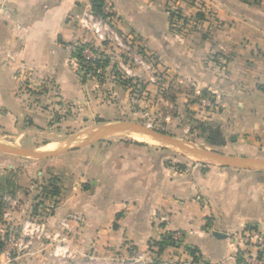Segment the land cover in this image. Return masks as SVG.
<instances>
[{"label": "crops", "instance_id": "crops-1", "mask_svg": "<svg viewBox=\"0 0 264 264\" xmlns=\"http://www.w3.org/2000/svg\"><path fill=\"white\" fill-rule=\"evenodd\" d=\"M103 10L110 30L131 34L175 82L211 94L219 149L264 160V0H104ZM86 15L97 19L91 0H0V144L65 149L43 167L0 151V231L31 235L12 262L0 242V264H239L237 237L264 234V170L179 168L135 143L65 147L53 111L82 98L72 48L93 38ZM24 83L48 94L34 99ZM47 172L59 193L37 203ZM47 200L49 214L26 225ZM176 231L180 242L160 250Z\"/></svg>", "mask_w": 264, "mask_h": 264}, {"label": "rangeland", "instance_id": "rangeland-1", "mask_svg": "<svg viewBox=\"0 0 264 264\" xmlns=\"http://www.w3.org/2000/svg\"><path fill=\"white\" fill-rule=\"evenodd\" d=\"M109 20L107 17L103 22L110 26ZM182 24L179 27H182ZM85 44V50L93 51L95 54V59L92 61L100 59L102 64L105 63V66L102 67V64L96 66L92 63L84 64V68H81L75 60L77 64L75 71L79 81L84 85L81 92L82 98L79 101L58 104L57 110L53 111L54 122H59L68 129V137L71 140L65 146L66 148H77V145L90 140L95 130L100 126L127 122L165 133L181 143L183 147L214 149L225 155L233 154L208 143L207 139L215 135L214 131L219 130L221 133L216 118H214V114L217 115L220 112V105L215 103L211 94L203 89L197 90L189 84L175 82L165 73L159 64L160 61L145 51L131 34H115L109 28L104 42L92 38ZM23 86L24 91L29 90L26 94L31 95L34 99L38 97V94H42L41 96L48 94L45 87L39 88L40 86L29 83H24ZM30 92L32 93L30 94ZM56 95L57 90L53 88L50 95L53 101L57 97ZM205 99L209 101L203 102L202 100ZM47 102L43 100L39 103L47 104ZM99 141H103L102 143L106 145L120 142L148 145L151 149L162 153L165 161L171 165L179 166V168L193 165L206 170L210 167L208 163L195 160L181 147L155 141L141 133L129 130L120 131L115 135L82 145L77 149H86L89 145H96ZM25 159L38 161L42 167L46 161H49L33 157ZM44 169L48 170L49 168ZM52 177L57 178V175L47 172L42 176L37 187L39 197L37 203H44L43 201L49 198L46 196L49 191L47 180ZM58 181L59 179L56 185L59 184ZM50 199L52 198L50 197ZM46 203L48 205H45L42 211H32L36 213V217L31 218L26 215L25 224L32 227L33 223L41 222L42 218L50 212L47 209L50 210L53 206L51 200H47ZM19 227L17 228L15 225L12 229L5 228L4 230L7 232H2L3 235H6L5 239L9 238L13 243L17 239H31V235L21 236ZM43 237H39L37 240L43 242L45 241ZM37 247H39L38 253L40 254L48 252L43 249V243L38 244ZM26 248L21 243L20 249L13 245L8 249L18 253Z\"/></svg>", "mask_w": 264, "mask_h": 264}, {"label": "water", "instance_id": "water-1", "mask_svg": "<svg viewBox=\"0 0 264 264\" xmlns=\"http://www.w3.org/2000/svg\"><path fill=\"white\" fill-rule=\"evenodd\" d=\"M129 130L141 133L155 141H159L162 143L174 144L178 147L183 148L187 153L194 157L195 160H199L201 163H208L212 166L219 167H232L236 169H247V170H264V160L258 159H250L243 157H236L232 155H225L223 153L218 152L217 150L211 149H198L194 147H183L181 143L172 139L171 136L158 132L156 130L149 129L148 127H144L141 125L127 123V122H117L114 124H108L98 127L92 138L87 140L77 147H81L82 145L89 144L94 141H98L108 136H112L117 134L120 131ZM65 149H60L56 151H33L26 150L22 148L9 147L0 144V151L25 156V157H33L39 159H47L52 157L53 155L59 154L63 152Z\"/></svg>", "mask_w": 264, "mask_h": 264}, {"label": "built area", "instance_id": "built-area-1", "mask_svg": "<svg viewBox=\"0 0 264 264\" xmlns=\"http://www.w3.org/2000/svg\"><path fill=\"white\" fill-rule=\"evenodd\" d=\"M174 16L175 22H183V20L180 19L181 16L179 15V13H175ZM103 21L104 19H94L91 15H86V18L83 21V25L92 33L93 39L100 42H104L106 40V34L109 29V27L106 25V23H103ZM83 57L84 64H89L93 59H95V54L93 53V51L90 52L89 50L84 49ZM206 100L208 99L202 101L205 102ZM2 232H4V230L0 231V242L2 243V248L7 247V258L10 262H12L17 252L13 251L12 249L9 250L8 248L13 245L14 247L20 249L21 243L19 239H17L14 243L10 242L9 238L8 240H6V235H3ZM170 238L171 241L177 244L181 240V233L179 231L173 232ZM237 238L238 243L242 245V248L244 250L239 264H264V234L259 235L255 232L245 231Z\"/></svg>", "mask_w": 264, "mask_h": 264}, {"label": "trees", "instance_id": "trees-1", "mask_svg": "<svg viewBox=\"0 0 264 264\" xmlns=\"http://www.w3.org/2000/svg\"><path fill=\"white\" fill-rule=\"evenodd\" d=\"M103 4H104V0H91V12L96 17L106 19L108 17V14L104 13ZM85 46H86V44L82 43L81 45L80 44L74 45L72 48V55L75 58V60H77L78 65L81 68H84L83 51L85 49ZM92 63L96 64V66H100V64H102V60H100V59L94 60V61L90 62L89 64H92ZM101 66L104 67L105 63L103 62V64ZM88 69H89V67H88ZM214 132H216L215 135H213V137H209L207 139L208 143L211 146H215V147L223 145L224 144V137L222 136V134L219 132V130L214 131ZM57 180L58 179L55 177H52V178L47 180L48 181V187H49V191L46 194L47 197L52 198V197L58 195L59 188L56 185ZM2 207H3V205H2V202L0 200V211H1ZM171 242H172L171 238H170V236H168L167 238L163 239V241L156 243V244L158 245L159 249L162 250L167 245L172 244ZM1 246H2V244H1Z\"/></svg>", "mask_w": 264, "mask_h": 264}, {"label": "bare ground", "instance_id": "bare-ground-1", "mask_svg": "<svg viewBox=\"0 0 264 264\" xmlns=\"http://www.w3.org/2000/svg\"><path fill=\"white\" fill-rule=\"evenodd\" d=\"M139 138H141V137H139ZM143 138V137H142ZM145 138V137H144ZM139 140V139H138Z\"/></svg>", "mask_w": 264, "mask_h": 264}]
</instances>
